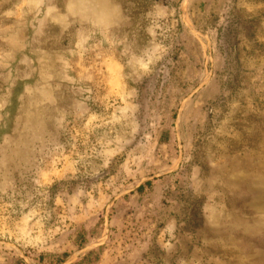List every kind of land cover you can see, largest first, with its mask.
Wrapping results in <instances>:
<instances>
[{
	"label": "rangeland",
	"instance_id": "1",
	"mask_svg": "<svg viewBox=\"0 0 264 264\" xmlns=\"http://www.w3.org/2000/svg\"><path fill=\"white\" fill-rule=\"evenodd\" d=\"M0 264H264V0H0Z\"/></svg>",
	"mask_w": 264,
	"mask_h": 264
},
{
	"label": "trees",
	"instance_id": "2",
	"mask_svg": "<svg viewBox=\"0 0 264 264\" xmlns=\"http://www.w3.org/2000/svg\"><path fill=\"white\" fill-rule=\"evenodd\" d=\"M152 186V183L151 182H146L144 183L143 185H141L138 189H137V192L138 193H143L145 189H150ZM66 256V255H64Z\"/></svg>",
	"mask_w": 264,
	"mask_h": 264
}]
</instances>
